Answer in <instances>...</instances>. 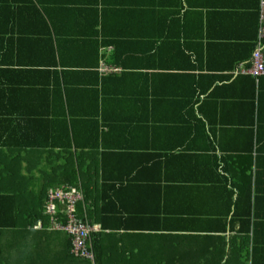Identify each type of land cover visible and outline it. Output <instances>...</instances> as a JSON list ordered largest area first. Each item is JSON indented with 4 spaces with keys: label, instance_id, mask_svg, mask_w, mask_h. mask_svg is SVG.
I'll return each instance as SVG.
<instances>
[{
    "label": "crops",
    "instance_id": "crops-1",
    "mask_svg": "<svg viewBox=\"0 0 264 264\" xmlns=\"http://www.w3.org/2000/svg\"><path fill=\"white\" fill-rule=\"evenodd\" d=\"M0 7V67L6 69L0 70V86L36 84L19 97L0 96L7 121L0 125V169L5 170L0 189L18 196L22 216L39 203L44 186L74 174L97 200L104 260L251 264V242L240 232L237 211L242 210L236 202L255 171L249 161L256 153L241 149L247 135L233 126L247 116L230 97L248 91L244 83L231 85L248 67L244 62L229 67L258 22L260 27V0H1ZM118 32L117 65L105 61L112 45L99 44L98 58L105 59H96L88 41ZM125 34L132 42L124 41ZM103 73L111 75L103 79ZM190 82L200 89L210 86L207 90L217 85L215 98L204 106L211 121L206 128L168 123L195 117L177 95L193 89ZM147 86L153 95L145 110L138 100ZM205 92L202 103L210 93ZM94 116L102 137L88 147L92 132L82 120ZM114 116L121 123L148 119L152 128L101 125V119ZM220 119L227 127H219ZM159 121L167 123L156 125ZM72 133L83 147L66 145ZM260 166L263 171L264 162ZM17 214L16 208L7 210L6 221L18 222ZM36 226L32 230L42 231L43 220ZM14 242H0L1 261L13 256L21 260L16 263L43 264V255L26 253V241Z\"/></svg>",
    "mask_w": 264,
    "mask_h": 264
},
{
    "label": "trees",
    "instance_id": "trees-1",
    "mask_svg": "<svg viewBox=\"0 0 264 264\" xmlns=\"http://www.w3.org/2000/svg\"><path fill=\"white\" fill-rule=\"evenodd\" d=\"M180 8H182V5L180 6ZM0 13L4 15V10L2 7H0ZM160 13L162 15V12ZM95 22L97 23L98 20L95 19ZM258 30L259 22L257 24L255 35L253 36L252 40L243 42L241 47L242 54L237 57L236 61L229 67L230 69H234L235 67H237L240 62H244V65L246 67L250 66V58L252 52L256 47ZM118 35L119 32L113 33L112 37L104 36L103 39L107 40L102 39L101 41H99L92 38L90 41H88L90 47L95 48L96 50V59H105L103 55L100 56L101 58H98L97 50L99 44L112 45L114 47V50L110 58H108V60L105 59V61L106 63L108 62L109 64L117 65L116 63L118 62L116 61V57L119 54L118 44L120 43L119 37H117ZM124 37V41L129 39V35L127 34H125ZM160 39H162V37ZM127 42H132V40H127L126 43ZM114 60L116 61V63L113 62ZM0 66L3 65L0 64ZM207 66L213 67L209 64H207ZM0 70L3 71L6 69L0 67ZM106 73H103V79L107 78V76L109 77L110 73ZM188 73H190L189 70L179 75ZM95 74L98 75L100 73L97 71L95 72ZM219 77L230 79L231 76L221 75ZM96 78H98V76ZM239 83H241V85H243V83L246 84L245 87L248 88V91H244V88L241 93H236V95H231L230 97H233L232 99H234L233 101H236V106L241 109V111L245 114V117L247 116V118L241 121H237V126L233 127H235V129L237 130L245 132L247 135V142L241 149L247 151V153H252L254 151L256 153V156L251 158V160L249 161V163H251L249 170L255 168V171L254 173H252L251 179L249 176L248 186L243 196L240 197V201L236 202L237 207L238 205H241L242 210L241 212H239L240 210H238L237 214L239 216V222L241 224L240 232L246 235L245 238L247 239L248 245H250L251 242V264H264V170L261 171L260 166L261 163L264 162V75L260 76L256 81L255 78L249 74H237L236 77L231 81V85L235 86ZM12 85L14 86L8 89L0 86V96H9L14 93L17 97H19L22 95V92H30V90L25 87L28 86L35 88L36 84H30V82L28 81L25 83H17L13 81ZM98 85L99 83L96 82L95 87H97ZM191 85L194 86L193 89L186 91L177 90V95L180 98H184L182 102H187L186 109L188 108L190 110L189 112H192L195 117H189L183 120L168 123L170 125L180 124L185 127H192L193 129H199V126L201 124L202 127L206 128L208 125H211V121L204 113V106L208 104L207 102L209 100L215 98L217 94V90L215 87L217 85H215V87L210 90H207L210 86L204 89H200L196 85V83H191ZM203 91H206L205 93H207V91H210V93H207L204 103H202L204 100V98H202ZM97 93L98 90L96 89V97ZM101 93L104 94V92L102 91ZM105 93L107 92L105 91ZM151 94L153 95V92H151L149 90V87L147 86L143 98L138 100L139 103L141 101V107L143 106V109L145 110L148 109L147 102ZM152 97L154 98V96ZM218 107L220 115L222 105H220L219 103ZM105 110L106 109H103V112ZM112 110L106 111L110 112V114H114ZM197 114L203 115V118L200 119ZM97 117L98 116H94L93 120H82V122L85 124V128H88L90 130L89 132H92V134L87 137V139L89 140V142H87L88 147L99 144V140L102 137V133L100 135L99 132L100 121ZM5 122L7 121L4 120L3 113H0V125L4 124ZM121 122L122 120L120 118H117L116 116H114L112 119H101V125L103 127H108L109 129L118 127L117 125L119 123L121 128L124 129V122H126V125H132L126 126V128L129 130H132L133 126L135 127L136 125L141 123H145L150 128H152V126L148 123V119H128L123 123ZM8 123L12 125L11 121H8ZM153 123L155 124L154 121ZM166 123L167 122L159 121L156 122V125ZM225 123H227V121L220 119L219 127L221 129L227 127L225 126ZM137 127L142 126L138 125ZM71 139V143L70 139H68L69 142L67 141V146L73 144L74 147L80 148L83 147L81 145H85V143H80L73 133L71 135ZM4 173L5 170L0 169V177H3ZM7 175L8 174L6 173V176ZM48 188L53 191L49 190ZM58 191L61 192L60 198L57 197L55 199H51L49 197L50 192L55 193ZM40 194V197H37L39 199V203L31 206L30 213L22 216V202H20L19 200L17 208L16 199H18V196L15 194L16 199H14V194L11 195V193L6 189H0V236L2 237L0 239V242H11L13 240L15 241L14 243H19V241L21 240L24 243L26 241L27 244H25L29 245V247L27 246L25 250L26 253L28 255H30V253H34L32 257L43 255L41 261L43 264H116L113 261H107L103 259V254L101 252V240H99L101 236L99 229L102 230L104 226L101 225V223L98 221L99 218H97L98 214H96L97 210L95 209L97 207V200H94L91 195L89 196L85 184L83 182L81 183L78 180V176L73 174L69 181L52 184L49 187L44 186ZM50 205L52 207L51 211L53 212H50L48 210V207ZM12 208H16V210L18 209V222L15 223H13V220L6 221L8 219L6 211ZM39 218L43 220L42 231L32 230L37 227L36 223ZM51 221L54 225H61L62 228H51ZM68 224H71L72 226L86 225L89 227H93L86 239V247L92 252V258L75 256L74 254H72L71 248L73 245L74 234L65 229ZM11 226H13V228L9 230V227ZM28 227H30V230H27ZM3 229H6V231ZM57 229L64 230L56 231ZM250 234L251 237L248 236ZM107 256L110 257L109 254ZM19 261H21L20 258L14 260L12 256L4 261L0 260V264H21L16 263Z\"/></svg>",
    "mask_w": 264,
    "mask_h": 264
},
{
    "label": "built area",
    "instance_id": "built-area-1",
    "mask_svg": "<svg viewBox=\"0 0 264 264\" xmlns=\"http://www.w3.org/2000/svg\"><path fill=\"white\" fill-rule=\"evenodd\" d=\"M260 27H259V39L260 42L256 45L254 51L252 52V57H251V64L248 68L246 69H241L239 70L240 73L242 74H249L255 78L257 81L260 76L264 75V43L261 41L262 38L264 37V0H260ZM104 64H102L101 68L104 69ZM101 71V70H100ZM106 72V71H104ZM61 192H50V198L55 199V198H60L61 197ZM73 202V200H72ZM51 205L48 207V210L51 211ZM65 228V227H63ZM67 231L70 233L74 234V239H73V245L71 248L72 254L75 256H82V257H87V258H92L93 254L86 247V239L88 237L89 232L93 229V227H89L86 225H76L72 226L71 224H68L65 228Z\"/></svg>",
    "mask_w": 264,
    "mask_h": 264
}]
</instances>
